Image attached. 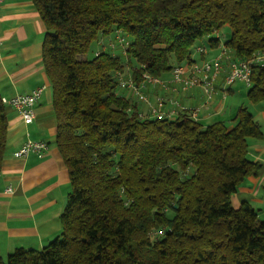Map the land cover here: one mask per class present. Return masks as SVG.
Here are the masks:
<instances>
[{
	"label": "trees",
	"instance_id": "16d2710c",
	"mask_svg": "<svg viewBox=\"0 0 264 264\" xmlns=\"http://www.w3.org/2000/svg\"><path fill=\"white\" fill-rule=\"evenodd\" d=\"M33 2L71 190L60 233L41 249L0 254V264H264V217L233 204L262 166L249 157V141L263 137L249 104L264 101V65L233 124L203 125L188 109L157 117L119 87V74L164 80L201 40L216 48L225 27V68L264 51V0ZM118 31L127 45L107 46ZM8 126L0 95V171Z\"/></svg>",
	"mask_w": 264,
	"mask_h": 264
},
{
	"label": "crops",
	"instance_id": "0c3cea01",
	"mask_svg": "<svg viewBox=\"0 0 264 264\" xmlns=\"http://www.w3.org/2000/svg\"><path fill=\"white\" fill-rule=\"evenodd\" d=\"M45 35V23L33 0H2L0 95L11 98L45 86L41 98L35 104V117L31 123H25L14 107L6 105L8 138L0 171L2 257H7L18 248L41 249L54 239L61 231L60 216L71 190L68 169L56 146L58 121L53 106V88L42 62ZM226 39L220 38L216 48L210 46L207 38L203 39L205 42L202 40L197 46H206L208 52L193 54L192 57L214 58ZM170 76L169 74L161 79L168 80ZM222 76L216 81L218 93L211 100L205 98L200 86L182 92L179 85H173L177 91L167 92L157 84L146 83L143 91L151 100L157 95H163L166 98L163 106L165 111L175 108L172 100L179 101L188 110H197L196 117L203 125L218 120L233 124L236 110L247 101L248 86L237 81L223 93ZM249 105L263 131L262 138L249 141V157L262 166L257 176H250L243 181L233 196V204L238 206L241 202L248 201L264 217V101ZM179 113L180 109L177 110V114ZM29 139L49 144L44 156L39 157L34 153L27 157L14 155Z\"/></svg>",
	"mask_w": 264,
	"mask_h": 264
},
{
	"label": "built area",
	"instance_id": "2783aa9c",
	"mask_svg": "<svg viewBox=\"0 0 264 264\" xmlns=\"http://www.w3.org/2000/svg\"><path fill=\"white\" fill-rule=\"evenodd\" d=\"M2 0H0L1 4ZM126 46L127 41L121 35V32H116L115 36L108 41L107 46L115 48L116 45ZM208 49L204 45L196 47L194 54L201 55L206 54ZM230 54L229 48L222 44L220 46L219 53L212 59L191 58L185 61L181 65H177L172 70V75L169 80H160L157 77L144 74V79L140 84H136L132 76L129 74L126 77L119 74V87L123 90L132 91L135 98L147 105L148 111L157 117H172L177 115V110H186L187 107L181 105L177 100H172L174 104L173 109L165 111L163 106L166 98L163 95H157L154 100L143 91V87L146 83L159 84V86L167 91H177L173 85H179L180 91L186 92L191 87L200 86L203 90L205 98L211 100L217 93L218 87L216 81L222 72L226 71L223 93L226 89L235 83L240 81L247 86L251 83L252 69L258 65H264V51L255 53L248 60H238L227 64L229 69L225 68V61H229ZM45 86H40L34 89L30 93L18 94L11 98L2 97V102L6 105H10L16 109L25 123H31L34 120L35 112L34 107L38 100L41 98ZM224 95V94H223ZM197 110H191L193 118L196 117ZM49 144L46 141L41 140H27L16 152V157H27L29 154L34 153L39 157L44 156L48 150Z\"/></svg>",
	"mask_w": 264,
	"mask_h": 264
},
{
	"label": "rangeland",
	"instance_id": "374dc122",
	"mask_svg": "<svg viewBox=\"0 0 264 264\" xmlns=\"http://www.w3.org/2000/svg\"><path fill=\"white\" fill-rule=\"evenodd\" d=\"M229 35H230V29H229L228 27L223 28V29L220 30L218 33H217V32L214 33V36L220 37L221 40L226 39L227 37H229ZM201 41H202V40H201ZM202 42H205V40H203ZM97 48H98L97 43H96V42L93 43L92 46H91V49H90L89 53L87 54V56H88V57H92L93 54H94V51H96ZM3 259H6V255L3 256Z\"/></svg>",
	"mask_w": 264,
	"mask_h": 264
}]
</instances>
